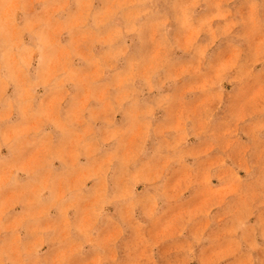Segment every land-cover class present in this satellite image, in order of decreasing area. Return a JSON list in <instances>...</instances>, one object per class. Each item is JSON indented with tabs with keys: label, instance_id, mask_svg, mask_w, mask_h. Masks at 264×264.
Instances as JSON below:
<instances>
[{
	"label": "rangeland",
	"instance_id": "obj_1",
	"mask_svg": "<svg viewBox=\"0 0 264 264\" xmlns=\"http://www.w3.org/2000/svg\"><path fill=\"white\" fill-rule=\"evenodd\" d=\"M0 264H264V0H0Z\"/></svg>",
	"mask_w": 264,
	"mask_h": 264
}]
</instances>
